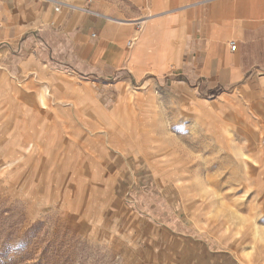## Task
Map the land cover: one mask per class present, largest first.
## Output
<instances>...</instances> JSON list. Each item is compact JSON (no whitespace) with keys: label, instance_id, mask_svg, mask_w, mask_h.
Listing matches in <instances>:
<instances>
[{"label":"rangeland","instance_id":"1","mask_svg":"<svg viewBox=\"0 0 264 264\" xmlns=\"http://www.w3.org/2000/svg\"><path fill=\"white\" fill-rule=\"evenodd\" d=\"M7 78L0 264H264V78L120 96Z\"/></svg>","mask_w":264,"mask_h":264},{"label":"crops","instance_id":"2","mask_svg":"<svg viewBox=\"0 0 264 264\" xmlns=\"http://www.w3.org/2000/svg\"><path fill=\"white\" fill-rule=\"evenodd\" d=\"M62 74L118 96L246 87L264 78V0H0V77L40 90Z\"/></svg>","mask_w":264,"mask_h":264},{"label":"built area","instance_id":"3","mask_svg":"<svg viewBox=\"0 0 264 264\" xmlns=\"http://www.w3.org/2000/svg\"><path fill=\"white\" fill-rule=\"evenodd\" d=\"M57 10H59V7H56Z\"/></svg>","mask_w":264,"mask_h":264},{"label":"bare ground","instance_id":"4","mask_svg":"<svg viewBox=\"0 0 264 264\" xmlns=\"http://www.w3.org/2000/svg\"><path fill=\"white\" fill-rule=\"evenodd\" d=\"M219 106V105H218Z\"/></svg>","mask_w":264,"mask_h":264}]
</instances>
